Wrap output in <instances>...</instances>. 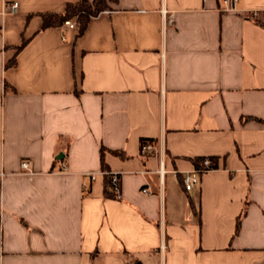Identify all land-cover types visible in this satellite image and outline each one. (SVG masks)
<instances>
[{
  "label": "crops",
  "instance_id": "crops-1",
  "mask_svg": "<svg viewBox=\"0 0 264 264\" xmlns=\"http://www.w3.org/2000/svg\"><path fill=\"white\" fill-rule=\"evenodd\" d=\"M79 1L0 0V264H264V0Z\"/></svg>",
  "mask_w": 264,
  "mask_h": 264
},
{
  "label": "built area",
  "instance_id": "built-area-1",
  "mask_svg": "<svg viewBox=\"0 0 264 264\" xmlns=\"http://www.w3.org/2000/svg\"><path fill=\"white\" fill-rule=\"evenodd\" d=\"M240 0H222V8L221 10L224 12H235L236 11V5L238 4ZM8 12L10 14H14L17 12L18 9V3L14 2L7 6ZM255 16V15H254ZM172 16L170 15L168 18V23H172ZM63 27L67 29H75L77 27V23L74 19L67 20L63 23ZM64 40V39H63ZM154 148L150 143H142L140 147L141 153H148L152 151ZM20 167L23 171L30 173L29 170V162L28 161H22L20 163ZM212 169L211 160L209 158H203L201 161V168L194 169L191 172L183 173L182 174V184L183 188L186 192L190 193L192 189L195 187V185L198 184L199 177L202 173L207 172ZM159 176H163L162 168L159 169ZM98 175H102L107 179V185L108 190L111 192L113 197L117 200L121 199V192H120V186H119V178L116 173H111L109 171H101L100 173H88L85 175V178H87L90 182L95 181L96 177ZM86 185H84V189H86ZM143 193H146V190L142 191Z\"/></svg>",
  "mask_w": 264,
  "mask_h": 264
},
{
  "label": "trees",
  "instance_id": "trees-1",
  "mask_svg": "<svg viewBox=\"0 0 264 264\" xmlns=\"http://www.w3.org/2000/svg\"><path fill=\"white\" fill-rule=\"evenodd\" d=\"M107 8L106 0H81L76 4H67L62 13L43 15V28L60 27L65 21L75 19L79 28V34H82L89 20ZM103 152V149H101V153ZM102 169L105 170V167L103 166ZM106 188L108 190L107 184Z\"/></svg>",
  "mask_w": 264,
  "mask_h": 264
},
{
  "label": "rangeland",
  "instance_id": "rangeland-1",
  "mask_svg": "<svg viewBox=\"0 0 264 264\" xmlns=\"http://www.w3.org/2000/svg\"><path fill=\"white\" fill-rule=\"evenodd\" d=\"M75 20V19H74Z\"/></svg>",
  "mask_w": 264,
  "mask_h": 264
}]
</instances>
